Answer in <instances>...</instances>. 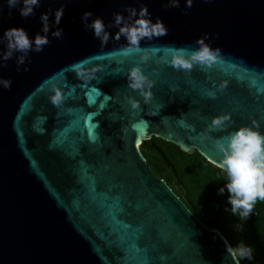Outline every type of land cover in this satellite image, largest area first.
Instances as JSON below:
<instances>
[{
  "label": "water",
  "instance_id": "95a60500",
  "mask_svg": "<svg viewBox=\"0 0 264 264\" xmlns=\"http://www.w3.org/2000/svg\"><path fill=\"white\" fill-rule=\"evenodd\" d=\"M168 3L42 0L24 18L19 6L10 10L0 0V35L23 26L34 36L41 13L52 10L54 19L65 5L63 38L50 31V43L19 71L16 55L6 66L0 61V76L12 80L10 89L0 87V264H236L225 236L153 172L140 145L156 137L220 168L217 139L253 121L264 131V0ZM142 5L168 28L141 41L146 53L125 52L115 26L102 44L81 19L90 10V19L102 16L109 24L115 12L127 16V7ZM200 37L220 50L215 64L186 72L168 62L170 49L195 47ZM137 63L154 81L150 97L127 85V70ZM54 88L64 96L59 106L50 99ZM93 89L94 105L87 103ZM221 114L229 115L225 126L212 127ZM157 229L167 241L159 255Z\"/></svg>",
  "mask_w": 264,
  "mask_h": 264
},
{
  "label": "clouds",
  "instance_id": "9594fccd",
  "mask_svg": "<svg viewBox=\"0 0 264 264\" xmlns=\"http://www.w3.org/2000/svg\"><path fill=\"white\" fill-rule=\"evenodd\" d=\"M9 9L19 6L20 15L28 18L35 14V8L39 7L42 0H6ZM188 6H191L192 0H187ZM180 0H169L165 7H179ZM2 11V6H0ZM65 5L54 10V19H51L53 11H45L40 15L42 30L31 36L23 26H11L4 30L0 35V61L6 62L14 55L17 56V70L21 65H25L30 54L42 52L44 47L50 43L49 32L51 36L63 38V28L59 27L64 16ZM128 15L122 12L114 13V20L106 24L102 16L93 17L92 11H85L82 14V21L86 29L93 30V34L102 44H106L111 38L108 30L110 27H118L116 37H124L127 44L124 51L141 52L140 43L145 38L166 35L168 28L163 19L157 17L152 19V13L147 5H142L139 9L136 7H127ZM11 11L8 15L11 16ZM54 29V30H53ZM195 47H181L170 49L171 59L168 61L178 70L190 71L195 65L212 66L218 61L220 50L213 49L205 38L200 37L195 42ZM19 54V55H17ZM148 56L141 57L146 61ZM29 69L25 66L24 71ZM153 80L145 74L139 63L134 64L127 70V85L133 90H140L145 97H150V89ZM12 86L11 78L0 76V87L10 89ZM209 95L214 97L216 93L210 91ZM54 105L62 104L64 96L59 88H54V94L50 97ZM135 107L136 101H130ZM229 120L228 114H221L213 118L212 127L222 128L225 121ZM216 146L220 155L219 167L224 173L225 184L218 189V193L223 195L227 192V203L231 206L230 211L238 216L242 221L247 220L252 214L258 201H264V131H261L259 124L253 121L251 124H242L236 127L227 135L217 139ZM229 209H226V211ZM242 229L243 225H239ZM230 254L235 259L236 264L245 259L254 258V249L251 245L241 241L232 246Z\"/></svg>",
  "mask_w": 264,
  "mask_h": 264
},
{
  "label": "trees",
  "instance_id": "16d2710c",
  "mask_svg": "<svg viewBox=\"0 0 264 264\" xmlns=\"http://www.w3.org/2000/svg\"><path fill=\"white\" fill-rule=\"evenodd\" d=\"M162 150V154L170 161L172 167L168 166L154 148H151L147 141L141 144L140 150L150 165L153 172L164 179L170 186L171 176L178 182L182 190L176 193L187 207L202 221L199 211L202 214H217L224 219L225 224L217 229L225 236L232 246L245 242L254 249V258L240 261V264H264V201H258L253 214L247 220H241L230 211L227 203V192L223 195L218 193L219 187L225 184V176L222 170L206 161L198 152L186 153L181 151L172 143L156 137L150 140ZM147 148L153 156L144 151ZM163 154V155H164ZM162 164L167 174L162 172L159 165ZM185 176L186 180H184ZM172 188V187H171ZM226 209H229L226 211ZM206 225L207 223L203 221ZM237 225L238 231H231L226 225ZM239 225H243L241 229Z\"/></svg>",
  "mask_w": 264,
  "mask_h": 264
},
{
  "label": "snow or ice",
  "instance_id": "6c2138e0",
  "mask_svg": "<svg viewBox=\"0 0 264 264\" xmlns=\"http://www.w3.org/2000/svg\"><path fill=\"white\" fill-rule=\"evenodd\" d=\"M130 59H131V57L129 56V57L124 58L121 62L122 63H126ZM87 91H88V88L86 87L85 88V92H87ZM97 92H98L97 89H93L92 90V92L88 96L87 103L93 104V105L96 103V101L93 99V97L97 95ZM57 106H59V105H57ZM250 106H251V104H249L248 102H245L243 107L248 110L250 108ZM233 111L238 114L240 109L239 108H234ZM93 139H95V137H93ZM128 228H129V231H131V226H128ZM147 235H149V232L146 230L145 233H144V236H147ZM155 236L158 238V247L154 251H155V253L157 255H159L160 252L166 250L167 241L165 240L164 235L158 229L155 231ZM132 251L136 252L138 256H142L145 250L143 248L133 247ZM168 251H169V249H168ZM140 264H159V261L158 260H156V261H152V260L144 261V260H141Z\"/></svg>",
  "mask_w": 264,
  "mask_h": 264
},
{
  "label": "rangeland",
  "instance_id": "374dc122",
  "mask_svg": "<svg viewBox=\"0 0 264 264\" xmlns=\"http://www.w3.org/2000/svg\"><path fill=\"white\" fill-rule=\"evenodd\" d=\"M141 147V145H140ZM144 151L146 153H148L149 155L153 156L152 152L149 151L147 148H144ZM161 169H162V172L164 174H167L166 170L164 169V167L162 166L161 163H159ZM169 179H170V187H172V189L176 192V193H181L182 194V190L180 188V186L178 185V182L175 181L171 176H168ZM184 180H186L185 176H183ZM197 213H199L200 217L203 218V221H205L207 224L206 226L210 227V228H220L222 225L225 224L224 222V219L217 215V214H213V213H210L208 215H205V214H202L200 213L199 211H197ZM204 223V222H203ZM226 226H229L231 228V231H238V227L237 225H226Z\"/></svg>",
  "mask_w": 264,
  "mask_h": 264
},
{
  "label": "flooded vegetation",
  "instance_id": "af4514ba",
  "mask_svg": "<svg viewBox=\"0 0 264 264\" xmlns=\"http://www.w3.org/2000/svg\"><path fill=\"white\" fill-rule=\"evenodd\" d=\"M151 139H152V138H151ZM151 139H150V140H151ZM150 140L147 141V144L152 148V146H153L154 143L151 142ZM154 145H155V144H154ZM155 146H156V145H155ZM156 147H158V146H156ZM158 148H159V147H158ZM159 149H160V148H159ZM154 150H155V149H154ZM160 150H161V149H160ZM161 151H162V150H161ZM163 154H164V153H163ZM164 156H165V154H164ZM165 158H167V157L165 156ZM167 159H168V158H167ZM206 161H207V160H206ZM210 164H211V163H210ZM213 166H214V165H213Z\"/></svg>",
  "mask_w": 264,
  "mask_h": 264
},
{
  "label": "bare ground",
  "instance_id": "6f19581e",
  "mask_svg": "<svg viewBox=\"0 0 264 264\" xmlns=\"http://www.w3.org/2000/svg\"><path fill=\"white\" fill-rule=\"evenodd\" d=\"M137 144H140V141H138V143Z\"/></svg>",
  "mask_w": 264,
  "mask_h": 264
}]
</instances>
